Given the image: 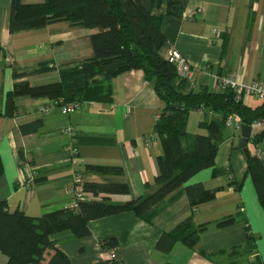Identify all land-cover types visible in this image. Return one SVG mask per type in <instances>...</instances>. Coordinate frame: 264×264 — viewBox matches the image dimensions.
<instances>
[{
  "label": "crops",
  "instance_id": "obj_1",
  "mask_svg": "<svg viewBox=\"0 0 264 264\" xmlns=\"http://www.w3.org/2000/svg\"><path fill=\"white\" fill-rule=\"evenodd\" d=\"M43 2L21 0L23 5ZM11 6L12 0H0V44L11 64L0 55V203L6 204L9 213L20 212L29 218L70 209L73 200L68 187L78 173L87 183L128 187L127 195H101L97 200L105 197L123 204L152 193L157 158L162 154L153 129L163 103L141 71L113 78L109 103L85 102L68 115L58 109L44 114L40 108L51 100L20 96L14 99L13 114H4L5 96L15 83L13 70L21 72L41 64L59 68L91 59L90 35L95 31L56 22L44 29L10 34ZM159 27L165 38L160 56L166 59L176 50L190 66L184 94L201 89L219 92L220 78L264 86V0H187L182 18L165 16ZM58 80L57 70L29 79L33 86ZM263 103L249 97L244 104L255 108ZM219 118L205 110L190 112L186 132L206 135L198 124ZM34 121L41 122L34 133L20 131V125ZM70 128L73 134L67 133ZM256 132L264 133V126ZM222 136L215 156L216 174L205 169L188 181L217 190L213 200L192 208L180 188L143 218L124 212L91 221L85 238H75L70 231L55 233L50 236L55 247L46 250L42 264L55 250L72 264H264V209L246 174V158L237 148L240 129L225 128ZM257 148L264 150V139ZM255 150L251 148V153ZM94 166L121 168L123 175L86 171ZM189 216L195 226L206 225L198 243L188 248L176 242L167 253L156 249L161 234ZM228 217L234 219L232 224L216 226ZM245 225L255 237L252 249L246 247ZM105 241L115 243L111 252L103 248ZM7 262L0 252V264Z\"/></svg>",
  "mask_w": 264,
  "mask_h": 264
},
{
  "label": "trees",
  "instance_id": "obj_2",
  "mask_svg": "<svg viewBox=\"0 0 264 264\" xmlns=\"http://www.w3.org/2000/svg\"><path fill=\"white\" fill-rule=\"evenodd\" d=\"M160 1V6L156 4ZM187 0H44L38 5H23L12 0L9 21L10 34L44 29L56 22H66L71 27L81 26L95 30L90 35L93 57L81 63L63 65L41 64L36 68L17 72L13 90L5 96L4 114L11 116L14 99L20 96L47 98L58 105L85 102L109 103L110 82L116 76L131 70L143 73L152 84L163 108L156 119L153 133L159 139L162 154L157 158L158 175L155 190L145 196L114 204L101 195H127L126 184H83V191L91 194L90 201L79 202L76 208L59 210L38 218H29L20 212L9 213L5 203H0V252L7 257V264H42L47 249H54L56 242L50 236L70 231L75 238H85L90 231L88 223L108 216L133 212L143 218L166 197L183 188L189 205L193 208L215 198L217 190H206L200 183L188 184L197 173L212 169L216 174L215 156L222 141L225 121L235 118L241 124L264 122V103L251 108L236 102L231 90L215 93L201 89L183 93L185 80L180 79L175 67L163 59L159 51L165 43L160 32V21L165 16L182 18ZM0 55L10 66L9 57L0 44ZM57 70L59 80L44 86H33L29 79ZM205 110L220 118L200 122L198 127L206 135L190 136L186 132L190 112ZM41 126L40 121L20 125L23 134H32ZM264 133L254 132L249 139L250 158L246 160V174L253 182L260 206L264 209V150L257 148ZM251 148L256 149L251 153ZM257 152L261 154L257 156ZM90 174L122 176L121 168L88 167ZM83 175V174H82ZM228 217L216 224H232ZM206 225L195 226L192 216L187 217L170 232L161 234L156 249L167 253L176 242L193 248ZM246 247L252 249L255 237L248 225L244 226ZM103 248L111 252L114 242L105 241ZM46 264H72L58 250ZM96 264H112L96 263Z\"/></svg>",
  "mask_w": 264,
  "mask_h": 264
},
{
  "label": "built area",
  "instance_id": "obj_3",
  "mask_svg": "<svg viewBox=\"0 0 264 264\" xmlns=\"http://www.w3.org/2000/svg\"><path fill=\"white\" fill-rule=\"evenodd\" d=\"M215 33L216 30L214 29ZM168 63L172 64L175 67L176 74L180 79H187L190 75V66L187 61L180 55L176 50H172L168 53L165 59ZM218 89L220 91L231 90L234 94L236 102L245 103V100L249 97H254L260 101H264V86L259 82H254L252 84L246 85L239 83L232 78H220L218 80ZM80 107L78 103H68L58 105L56 103H50L46 106L40 108V111L44 114H47L53 109H58L59 112L63 115H68L73 111L77 110ZM241 122L235 118H229L225 121V127L231 130H239ZM264 126L262 121L255 122L250 125L252 129V134L258 129ZM68 134H73V129H67ZM72 153L76 154V149L72 147ZM258 157L261 156L259 152L256 153ZM84 176L82 174H75L71 180V183L68 187V194L73 200L71 208H76L79 202L90 201L93 199L91 194L85 193L83 191Z\"/></svg>",
  "mask_w": 264,
  "mask_h": 264
},
{
  "label": "water",
  "instance_id": "obj_4",
  "mask_svg": "<svg viewBox=\"0 0 264 264\" xmlns=\"http://www.w3.org/2000/svg\"><path fill=\"white\" fill-rule=\"evenodd\" d=\"M160 6V1L157 2L156 7L158 8ZM240 132H241V137L238 141V145L237 148L240 149L246 160L250 158V152H249V148H248V143H249V139L252 135V129L250 126L245 125V124H241L240 126Z\"/></svg>",
  "mask_w": 264,
  "mask_h": 264
}]
</instances>
